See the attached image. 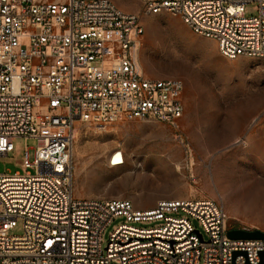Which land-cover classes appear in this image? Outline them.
<instances>
[{
    "label": "built area",
    "instance_id": "1",
    "mask_svg": "<svg viewBox=\"0 0 264 264\" xmlns=\"http://www.w3.org/2000/svg\"><path fill=\"white\" fill-rule=\"evenodd\" d=\"M140 1L147 14L181 17L227 59L264 61V0ZM250 5L256 15L247 17ZM144 33L139 16L114 0H0V157L14 152L16 139L38 141L32 164L25 151L26 174L0 175V264H264V240L229 238L249 230L231 229L213 200L142 210L128 200L76 197L77 124L177 128L183 118V80L149 79L140 68ZM126 162L120 148L108 158L110 168ZM117 218L124 223L106 244ZM19 225L22 236H10Z\"/></svg>",
    "mask_w": 264,
    "mask_h": 264
},
{
    "label": "rangeland",
    "instance_id": "2",
    "mask_svg": "<svg viewBox=\"0 0 264 264\" xmlns=\"http://www.w3.org/2000/svg\"><path fill=\"white\" fill-rule=\"evenodd\" d=\"M114 1L138 15L145 29L139 51L145 77L183 80L184 115L177 128L127 120L104 128L77 124L76 197L128 200L142 210L163 201L213 200L226 211L231 229L264 232V61L227 59L181 17L147 14L140 0ZM255 15L256 6H248L246 16ZM13 145V153L0 157V175L26 174V150L29 162L35 160L37 140L19 138ZM118 148L127 162L110 168L108 158ZM29 172L36 175L33 168ZM180 217L206 238L197 220ZM123 223L117 218L106 228V244ZM22 234L19 225L10 236Z\"/></svg>",
    "mask_w": 264,
    "mask_h": 264
},
{
    "label": "water",
    "instance_id": "3",
    "mask_svg": "<svg viewBox=\"0 0 264 264\" xmlns=\"http://www.w3.org/2000/svg\"><path fill=\"white\" fill-rule=\"evenodd\" d=\"M228 236L233 240H264V232L258 230L256 231L233 230L228 233Z\"/></svg>",
    "mask_w": 264,
    "mask_h": 264
},
{
    "label": "bare ground",
    "instance_id": "4",
    "mask_svg": "<svg viewBox=\"0 0 264 264\" xmlns=\"http://www.w3.org/2000/svg\"><path fill=\"white\" fill-rule=\"evenodd\" d=\"M139 65H140V63H139ZM141 68V67H140ZM142 70V69H141ZM78 130V129H77ZM81 158V157H80ZM180 168H177V170H179ZM80 171V173H82V171H83V169H80L79 170Z\"/></svg>",
    "mask_w": 264,
    "mask_h": 264
},
{
    "label": "crops",
    "instance_id": "5",
    "mask_svg": "<svg viewBox=\"0 0 264 264\" xmlns=\"http://www.w3.org/2000/svg\"><path fill=\"white\" fill-rule=\"evenodd\" d=\"M147 78L152 79V77H147Z\"/></svg>",
    "mask_w": 264,
    "mask_h": 264
}]
</instances>
